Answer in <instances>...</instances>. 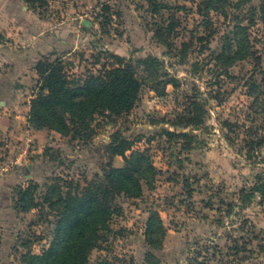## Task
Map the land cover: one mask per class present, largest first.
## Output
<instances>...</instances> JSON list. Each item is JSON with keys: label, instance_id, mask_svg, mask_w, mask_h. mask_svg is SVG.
<instances>
[{"label": "rangeland", "instance_id": "1", "mask_svg": "<svg viewBox=\"0 0 264 264\" xmlns=\"http://www.w3.org/2000/svg\"><path fill=\"white\" fill-rule=\"evenodd\" d=\"M262 1L210 0L207 9L203 0H159L168 7L154 14L145 0H49L42 15L56 22L63 19L64 27L76 15L81 38L44 56L61 58L67 69L81 75L87 68L96 71L98 58L111 63L117 54L137 63L156 55L165 62L164 78L177 77L180 86L156 89L141 65L143 87L134 108L121 116H96L87 139H72L48 127L31 139L26 133H1L0 264H28L25 256L30 251L40 253L49 245L57 217L44 201L48 187L57 176L86 184L109 165L124 166L123 157L110 150L120 138L133 142L134 150L146 151L158 173L152 185L142 182L141 197L118 198L123 212L113 218L114 231L92 250L88 264H147L151 248L145 232L153 211L160 213L166 227L162 246L152 250L156 264H189L194 257L208 264H264V200L259 194L249 202L240 198L256 174L264 173V164L248 158V146L232 133L230 142L223 125L224 120L242 123L248 118L252 98L247 84L264 77V24L259 11L253 15ZM171 24L173 46L166 54L167 45L155 30ZM240 25L248 28L253 53L229 67V75L222 74L213 56L228 38L242 36ZM184 42L189 46L184 48ZM195 89L208 100L205 126H172L169 120L175 118L178 102ZM34 91L36 96L37 85ZM164 129L196 137L185 147L183 139L168 140ZM258 151L257 160L264 161V145ZM31 182L40 185L41 207L24 211L17 190Z\"/></svg>", "mask_w": 264, "mask_h": 264}, {"label": "trees", "instance_id": "2", "mask_svg": "<svg viewBox=\"0 0 264 264\" xmlns=\"http://www.w3.org/2000/svg\"><path fill=\"white\" fill-rule=\"evenodd\" d=\"M28 6L40 14L46 12L49 0H25ZM154 14L167 8L159 0H145ZM210 0H203L209 9ZM106 9L109 7L106 6ZM199 11L202 12L201 6ZM259 11L264 24V1L258 9L254 7L253 15ZM107 23L111 18H105ZM174 26L168 28L160 25L155 30V35L164 41L168 50L172 52L173 42L169 39ZM242 33L233 38H228L229 43L215 53L213 60L222 74L229 75V67L237 60L245 59L253 53L252 42L247 35L248 28L239 26ZM3 36L0 34V40ZM189 43L184 42L183 47ZM204 49V48H203ZM258 59L260 56H256ZM114 62H100V67L87 68L85 72L76 74L65 66L61 58L51 59L42 57L35 65L38 73V94L30 101L28 115V130L36 133L44 127L55 130L62 135L71 136L72 139H87L94 132L96 116H121L129 113L137 103L143 79L139 75V67L153 81V87L171 84L180 86L177 77H168V72H163L164 60L159 56L151 55L138 59L137 63L128 61L124 57L114 54ZM248 95L252 98L251 111L244 122L224 120L223 125L230 133L227 139L234 142L231 133L244 141L248 149L245 155L254 159V163H263L257 160L259 148L264 145V121L259 122L264 114V77L261 82L257 79L248 82ZM206 98L201 97V90L195 89L193 94H185L176 111L175 118L169 123L178 128L200 129L205 126L207 111ZM168 123V122H167ZM162 134L168 140L183 139L184 146L190 147L196 134L191 132H177L164 129ZM113 154L122 156L125 165L115 167L109 165L103 174H96L91 181L81 184L74 178L57 176L54 184L48 187L45 193V202L56 212L54 234L48 246L40 253L29 252L25 257L28 264H88L90 254L94 248L100 247L102 242L109 239V234L114 231L112 221L115 216L123 212V206L118 202L122 195L128 198H139L143 195L142 182L152 185L158 170L150 155L146 151L134 150L133 142L128 139H118L110 145ZM130 151V153H128ZM40 185L36 182L29 183L26 187L17 190V201L22 210L29 206L41 207L37 200ZM261 195L264 200V173H257L253 185L240 191L243 202H249ZM146 239L150 250L146 253L147 264H156L158 257L152 251L162 246L166 234V227L158 211H153L146 227ZM189 264H208L201 257H194Z\"/></svg>", "mask_w": 264, "mask_h": 264}, {"label": "crops", "instance_id": "3", "mask_svg": "<svg viewBox=\"0 0 264 264\" xmlns=\"http://www.w3.org/2000/svg\"><path fill=\"white\" fill-rule=\"evenodd\" d=\"M71 20L64 27L63 19L45 17L25 0H0V134L26 133L29 139L38 135L26 127L38 83L35 65L42 56L78 43V17Z\"/></svg>", "mask_w": 264, "mask_h": 264}, {"label": "water", "instance_id": "4", "mask_svg": "<svg viewBox=\"0 0 264 264\" xmlns=\"http://www.w3.org/2000/svg\"><path fill=\"white\" fill-rule=\"evenodd\" d=\"M85 23H86V24H88L89 22H88V21H86Z\"/></svg>", "mask_w": 264, "mask_h": 264}]
</instances>
